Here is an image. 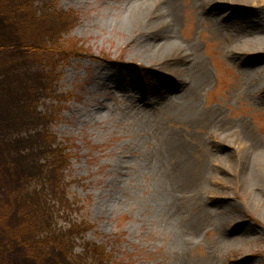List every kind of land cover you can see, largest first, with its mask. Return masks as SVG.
Masks as SVG:
<instances>
[{
    "label": "rangeland",
    "instance_id": "1",
    "mask_svg": "<svg viewBox=\"0 0 264 264\" xmlns=\"http://www.w3.org/2000/svg\"><path fill=\"white\" fill-rule=\"evenodd\" d=\"M0 264H264V0H0Z\"/></svg>",
    "mask_w": 264,
    "mask_h": 264
},
{
    "label": "bare ground",
    "instance_id": "2",
    "mask_svg": "<svg viewBox=\"0 0 264 264\" xmlns=\"http://www.w3.org/2000/svg\"><path fill=\"white\" fill-rule=\"evenodd\" d=\"M259 154H257V156L255 157L256 158V161H258V160H260L261 159V157L259 158ZM255 160V159H254Z\"/></svg>",
    "mask_w": 264,
    "mask_h": 264
}]
</instances>
